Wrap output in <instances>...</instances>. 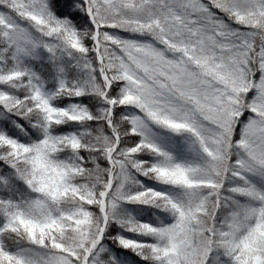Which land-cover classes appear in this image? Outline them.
Instances as JSON below:
<instances>
[{"label":"snow or ice","instance_id":"obj_1","mask_svg":"<svg viewBox=\"0 0 264 264\" xmlns=\"http://www.w3.org/2000/svg\"><path fill=\"white\" fill-rule=\"evenodd\" d=\"M0 264H264V0H0Z\"/></svg>","mask_w":264,"mask_h":264}]
</instances>
